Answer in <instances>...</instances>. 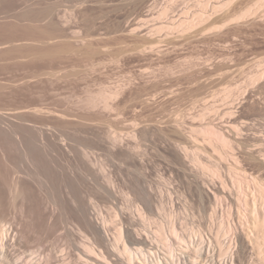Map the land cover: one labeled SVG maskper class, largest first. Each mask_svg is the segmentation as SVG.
Here are the masks:
<instances>
[{"label":"rangeland","instance_id":"1","mask_svg":"<svg viewBox=\"0 0 264 264\" xmlns=\"http://www.w3.org/2000/svg\"><path fill=\"white\" fill-rule=\"evenodd\" d=\"M263 214L264 0H0V264H264Z\"/></svg>","mask_w":264,"mask_h":264},{"label":"bare ground","instance_id":"2","mask_svg":"<svg viewBox=\"0 0 264 264\" xmlns=\"http://www.w3.org/2000/svg\"><path fill=\"white\" fill-rule=\"evenodd\" d=\"M253 229L256 230L257 234H258L257 232L258 230H261L264 233V214L258 215L253 219ZM122 235H123L122 231H118L114 235L112 243H110L108 246L105 245L106 247H103V248L100 244H98L99 242L97 241L98 237L96 238V236L92 235V242H90V244L86 246V249L89 253V252H94L95 247H97L98 249H100L101 256L106 261L109 258V256L119 254V257H121L119 260L122 261V264H133L134 260H140L144 264H148V263H151V264H187L186 255L183 253L177 254L172 249H169L168 251L169 256H167V258L165 259L159 258L156 256L153 257V254H151L149 251H145L144 249L145 243L143 242V240L141 241L138 237L133 239L134 237L133 236L132 239L130 238L132 241H130L129 239L130 241L129 244L125 243L126 242L125 241L123 242L122 245H120L121 242L123 241ZM132 246L134 247L136 246V248H132ZM120 262L118 263L121 264ZM106 264H111V263L107 262ZM190 264H193V262H190Z\"/></svg>","mask_w":264,"mask_h":264}]
</instances>
